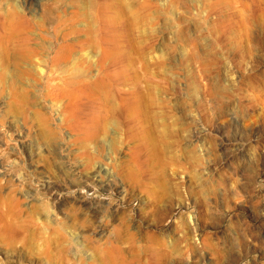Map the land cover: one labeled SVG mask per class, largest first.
Here are the masks:
<instances>
[{
  "label": "rangeland",
  "instance_id": "rangeland-1",
  "mask_svg": "<svg viewBox=\"0 0 264 264\" xmlns=\"http://www.w3.org/2000/svg\"><path fill=\"white\" fill-rule=\"evenodd\" d=\"M0 264H264V0H0Z\"/></svg>",
  "mask_w": 264,
  "mask_h": 264
},
{
  "label": "bare ground",
  "instance_id": "bare-ground-1",
  "mask_svg": "<svg viewBox=\"0 0 264 264\" xmlns=\"http://www.w3.org/2000/svg\"><path fill=\"white\" fill-rule=\"evenodd\" d=\"M86 186H87L88 190L91 189L90 186L87 183H84V184L83 183H77V184H75L73 186V191L71 193L72 197H68V198H70V199L73 198L74 200H76L77 203L81 204L80 206L84 205L86 202H89V200L90 201H95V202H99V201L106 202L104 198L101 199V197L99 195L94 194V193L90 194L88 197L86 195L84 196L82 194V192H83V190H84V188Z\"/></svg>",
  "mask_w": 264,
  "mask_h": 264
}]
</instances>
